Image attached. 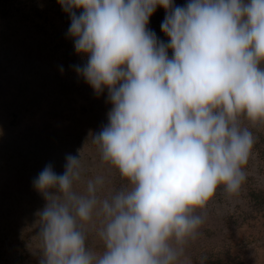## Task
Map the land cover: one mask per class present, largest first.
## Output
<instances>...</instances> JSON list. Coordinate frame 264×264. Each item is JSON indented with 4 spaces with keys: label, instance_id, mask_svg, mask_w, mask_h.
<instances>
[{
    "label": "clouds",
    "instance_id": "9594fccd",
    "mask_svg": "<svg viewBox=\"0 0 264 264\" xmlns=\"http://www.w3.org/2000/svg\"><path fill=\"white\" fill-rule=\"evenodd\" d=\"M58 3L88 57L75 71L112 105L92 143L128 184L104 195L106 178L85 180L80 154L63 174L46 165L33 181L46 201L40 264H190L217 189L233 196L247 180L256 138L243 121L264 123V0ZM158 6L166 43L147 27Z\"/></svg>",
    "mask_w": 264,
    "mask_h": 264
},
{
    "label": "rangeland",
    "instance_id": "374dc122",
    "mask_svg": "<svg viewBox=\"0 0 264 264\" xmlns=\"http://www.w3.org/2000/svg\"><path fill=\"white\" fill-rule=\"evenodd\" d=\"M1 23L0 20V227L6 236L1 250L8 248L12 264L20 261L21 252L26 256L24 264H40L37 213L46 201L33 181L46 165L51 164L57 174H63L66 156L80 154L85 180L97 175L106 178L104 195L128 181L101 161L92 143L91 136L108 123L112 108L108 95L93 89L78 91L71 82L64 83L62 67L36 46L39 42L23 47L14 38H2L1 31L6 26ZM253 160L251 169H245L247 176H259L264 183L258 161ZM84 187V183L75 184L79 192ZM244 207L246 200L239 193L229 196L222 186L217 189L204 210L206 218L197 239L186 248L185 258L190 264H198L197 258L206 257L208 252L216 253V246L223 250L225 242L230 246L239 244L237 249L245 243H258L259 224L250 221L251 226L236 228L237 221L230 223L227 219ZM228 232H233L230 239ZM87 244L97 251L103 248L94 230L89 232Z\"/></svg>",
    "mask_w": 264,
    "mask_h": 264
},
{
    "label": "trees",
    "instance_id": "16d2710c",
    "mask_svg": "<svg viewBox=\"0 0 264 264\" xmlns=\"http://www.w3.org/2000/svg\"><path fill=\"white\" fill-rule=\"evenodd\" d=\"M173 2L177 6H183L188 0H173ZM82 11L77 9V15ZM165 15V9L158 6L150 17L147 27L155 32L159 40L166 43L169 38L161 30ZM0 20L4 23H1L2 26H6V29L3 28L1 31L2 38H14L16 42H21L23 47L33 46L35 42H39L36 46H40L47 56L54 58L62 67L64 83L71 82L78 91L87 92L93 89L75 71L74 66H83L87 63L88 57L87 54H78L75 51L74 38L68 34L71 19L58 0H0ZM2 52L3 47L0 48V54ZM28 55L30 56L29 53ZM168 55L172 56L171 50ZM2 59L0 57V65H3ZM102 93L108 95V90L105 89ZM243 123L250 128L256 138L246 169H251V163L255 158L258 161V173L264 176V123L253 125L247 120ZM239 194L246 200V207L241 208L236 215L229 214L227 219L230 223L237 221L236 228L243 227L244 224L251 226L250 221L259 224L258 238L255 240H259L258 243L254 245L245 243L237 249L239 244L230 246L229 242H225V245L222 244L223 250L216 246L218 247L215 249L216 253L208 252L206 257L197 258L198 264H264V183L259 180V176H247ZM1 232L0 227V264H12L7 256L8 248L7 251L1 250L6 242V236ZM232 233L228 232L227 239L231 238ZM25 259L26 256L21 252L20 261L16 264H24Z\"/></svg>",
    "mask_w": 264,
    "mask_h": 264
}]
</instances>
